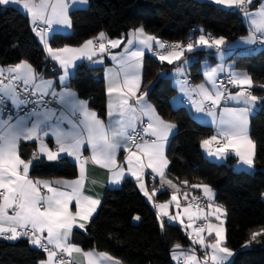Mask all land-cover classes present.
I'll return each instance as SVG.
<instances>
[{
    "label": "snow or ice",
    "instance_id": "snow-or-ice-1",
    "mask_svg": "<svg viewBox=\"0 0 264 264\" xmlns=\"http://www.w3.org/2000/svg\"><path fill=\"white\" fill-rule=\"evenodd\" d=\"M217 5L227 6L239 10L243 17L252 25L245 43L251 45L264 43V0H261L257 11L252 12L249 6L253 0H214ZM86 0H0V5H20L31 17L33 25L43 24L37 34L44 41L48 56L58 62L63 75L59 77L60 90L57 91L52 80L45 79L27 60L14 65L0 66V237L17 240L27 237L30 243L47 253V259L39 264H69L58 253H80L86 258L87 264H121L119 260L106 252L84 251L70 241L74 227L85 229L90 222L97 206L98 199L84 194L86 179L85 165L93 164L108 169L110 182L119 184L125 174L133 177L143 195L150 201L155 196L156 189L149 192L145 182V170L150 169L153 180L160 178L161 185L165 183L176 189L171 199L163 203H154L159 217H167L169 221L179 220L184 223L179 211L181 204L177 193L179 189L171 180H166L165 170L170 161L165 154V145L169 135L176 125L164 120L148 102L147 88L142 90V58L144 50H153L154 45L160 51L155 52L160 61L173 64L180 61L185 51L192 52L194 44L181 43L166 44L154 35H149L144 28L137 27L129 32L124 52L112 55L116 67L108 69L107 94L109 123L106 125L97 113L89 108L88 100L79 98L78 94L68 85L70 68L75 61L86 58L93 63H102V59L93 60L98 54L119 48L125 43L123 39H110L104 32L97 37L86 40L79 47L53 48L45 34L53 26L71 27L69 10L73 5L84 4ZM195 41L196 45L213 48L223 57L222 46L226 45L224 37H211L203 33ZM256 33H260L258 38ZM106 41V42H105ZM134 42L139 47H135ZM188 61L175 68L178 76H184ZM224 71V66L209 68L205 72L208 84L191 85L189 81L181 79L179 91L187 96L196 113H207L217 124V135L201 141L205 154L217 160H224L229 154L238 158V166L251 169L256 157V142L248 133L249 114L255 109L258 101L264 99L253 95L251 87L253 81L246 73L231 72L229 83L237 86L240 91L235 94L221 87L216 74ZM264 87V86H261ZM199 99H193V95ZM222 100H234L243 107H225L217 115L213 109L220 106ZM177 103L174 101V104ZM147 117V120H144ZM139 125V126H138ZM54 138V149L46 143V138ZM22 141L37 142V151L31 159H24L20 153ZM85 145L91 151L90 156H83ZM126 155L124 163L117 160L120 151ZM64 153L74 157L79 162V178L74 181L57 180L40 181L29 177V169L34 159L46 158L55 161ZM188 184V181H183ZM55 185V186H53ZM192 188H202L203 195L209 201L207 207L211 209V216H215L220 223L210 222L209 215L204 209L198 208L197 218L203 219L205 224L194 229V244L205 248L203 264H228L234 255L226 245L223 220L218 213L224 214L222 206L214 205V193L207 184H192ZM42 189H46L43 192ZM185 201L188 193L184 194ZM194 200L198 197H193ZM74 202L75 211L72 210ZM175 203L176 214H170L169 207ZM192 205L183 208V214L191 221L196 213L191 211ZM136 220L139 217H135ZM164 221H160L163 227ZM188 227H191L189 224ZM212 237L206 243L203 233ZM214 234V236H213ZM264 236V228L251 233L247 243ZM175 248H180L179 244ZM211 250V253L207 251ZM183 264H201L195 255V250L181 253ZM173 259H179L175 251Z\"/></svg>",
    "mask_w": 264,
    "mask_h": 264
},
{
    "label": "trees",
    "instance_id": "trees-1",
    "mask_svg": "<svg viewBox=\"0 0 264 264\" xmlns=\"http://www.w3.org/2000/svg\"><path fill=\"white\" fill-rule=\"evenodd\" d=\"M258 2L254 0L253 6ZM70 17L71 32H54L49 39L52 47L79 45L100 32L116 38L141 26L160 40H177L182 45L196 35L197 28L211 36L224 37L227 43L249 31L239 10L205 0H90L88 7L71 10ZM209 52L202 49L188 53V56H198L189 65L194 81L202 78L200 60ZM23 60L30 62L39 73L57 74L51 70L52 63L29 16L17 6L0 5V62L13 65ZM232 60L250 75L255 95L264 98V87H261L264 86V46L253 53L237 52ZM180 63L169 64L151 54L144 59L142 86L147 88V98L163 118L177 127L167 147L168 174L182 190H193L192 184H207L216 191L215 201L226 212V245L234 251L228 264H264V236L247 243L252 232L264 228V99L250 118V134L257 145L254 169H235L234 157L225 162L210 160L203 154L201 141L212 135V128L194 118L185 106L171 104L176 87L163 73L170 74ZM68 85L88 100L100 117H106L103 66H93L90 61L78 63ZM35 150L32 142L20 144L21 156L26 160ZM77 175L78 165L66 157L57 161L39 160L31 172L35 178L73 179ZM185 180L188 184L183 183ZM198 194L195 191L188 200ZM170 195L167 190L159 191L156 200L165 201ZM136 216L140 218L138 222L134 220ZM160 221L135 181L126 177L120 187L105 191L91 221L85 229H75L71 240L83 250L106 252L123 264H174L172 248L176 244L188 245L190 241L181 226L164 222L161 227ZM44 258L45 253L27 237L0 238V264H39Z\"/></svg>",
    "mask_w": 264,
    "mask_h": 264
},
{
    "label": "crops",
    "instance_id": "crops-1",
    "mask_svg": "<svg viewBox=\"0 0 264 264\" xmlns=\"http://www.w3.org/2000/svg\"><path fill=\"white\" fill-rule=\"evenodd\" d=\"M205 1H209V2H212L214 3L215 5H217L214 0H205ZM260 2L261 0H259V2L253 6V3H254V0L252 2V4L249 6V10L252 11V12H255L258 10L259 8V5H260ZM90 4V0H86V3L84 4H76V5H73L70 10H69V16H70V12L71 10L73 9H76V8H86L88 7ZM10 5H14V6H17L18 8H20L25 14H27L31 20V17L30 15L20 6V5H17V4H10ZM217 6H220V7H224V8H229L227 6H222V5H217ZM232 9H235V8H232ZM243 16V15H242ZM71 19V17H70ZM245 19V18H244ZM245 21L247 22L248 24V27H249V31L246 35L242 36V37H239L237 38L236 40L230 42V43H227L226 42V45L222 46L223 50H224V56L221 57L215 49L213 48H206V47H203V46H198L196 45L195 41L197 40V38L199 37V35L201 34V32L199 30H203L202 28H197L195 31H196V35H192L194 37H191V39L187 42H192L194 44V48H193V51H196V50H202V49H206V50H209L210 52L208 53L207 56H205L204 58H202L200 61L201 63V73H202V78L199 80V81H194L192 78H191V75H190V72H189V65L193 62V61H196L197 60V57L196 55H191V56H188V53H191V52H187L185 51L184 53V56L181 58V63L179 65H182L183 64V61L184 60H187L188 63L187 65H184L185 67V73H184V76H178L175 72V67L170 74H164V76H169L171 78V81L173 83V85L176 87V93L175 95L171 98V104L174 106V107H178V106H185L189 111L190 113L192 114V116L194 118H196L197 120L209 125L211 128H212V135H217V124L214 122V119L212 116H209L207 115V113H196L195 111V108L193 107V105L191 104V102L189 101L188 97L187 96H184L180 91H179V83L178 81L181 80V79H187L189 81V83L191 85H199V84H205L206 87H209L211 88V85L208 84V80H207V77L205 76V72L207 71V69L209 68H216L218 65H223L224 66V71L222 72H227V73H231V72H239V73H246L248 76H250L247 71L244 69V68H240V67H236L235 66V63L234 61L232 60V57L237 53V50L241 49V48H247V47H250L251 45L245 43L244 41L246 40V38L252 34L251 30H252V25L249 23V21L247 19H245ZM31 24H32V27L36 33V35L38 36L39 40L42 42L43 46L45 47V50H46V46L44 44V41L41 40L40 36L37 34L38 30L35 28V25H33L32 21H31ZM72 30V20H71V27L70 28H66V27H62V26H53L52 30L47 32L45 34L46 36V39L48 40L49 42V39L51 37V35L54 33V32H71ZM131 31V30H130ZM129 31V32H130ZM129 32L119 36V37H116V38H110V39H123L125 41L124 44H122L119 48H115V49H112L110 48V50H108V52H105V53H102V54H98V57H93V60H97L98 58L99 59H102V63H93V61H90L86 58H81L79 60H76L75 61V65L74 67L70 68V75H69V78L70 76L72 75L73 71H74V68L75 66L80 63V62H83V61H90L91 64L93 66H103L104 67V77H105V85H106V93H107V75H108V69H113L114 67H116V62L112 60V55H117V57L119 58V54L123 53L124 52V48L125 46L127 45V40L131 37H129ZM146 32V31H145ZM147 33V32H146ZM203 33L204 30H203ZM149 34V33H147ZM206 34V33H205ZM149 35H152V34H149ZM257 37H260V33H256ZM98 36V35H97ZM96 36V37H97ZM107 36V35H106ZM155 36V35H154ZM108 37V36H107ZM214 37V36H212ZM109 38V37H108ZM158 38V37H157ZM218 38V37H216ZM159 39V38H158ZM160 40V39H159ZM106 42V41H105ZM84 43V42H83ZM82 43V44H83ZM184 44V46L187 45ZM82 44H79V45H63V46H59V47H64V46H69V47H79L81 46ZM264 46V43L261 42V46L262 47ZM110 47V46H109ZM135 47H139V45H136L135 42H134V46H133V49H135ZM53 48H57V47H53ZM158 48V46H155L153 47V50L152 51H149L147 49L144 50V56L142 58V69H141V76H142V81H143V72H144V59H145V56L147 54H151L153 56H155L156 58H158V55H155V51L156 49ZM47 52V51H46ZM209 55H213L212 59L211 57L209 58ZM47 57L48 59L51 61V70L52 71H56L57 74L56 75H45L43 73H38L41 74L45 79H48V80H52L56 86V89L57 91L60 90V84H59V77L61 75H63V71L60 67V65L58 64V62L52 60L49 56H48V53H47ZM159 59V58H158ZM214 60V61H212ZM180 61H175L173 64H176ZM167 62V61H165ZM30 63V62H29ZM31 64V63H30ZM14 65V64H13ZM0 66L2 67H7V66H10V65H3L1 62H0ZM33 66V65H32ZM34 67V66H33ZM35 68V67H34ZM222 72H218L216 74V76ZM69 78H68V82H69ZM67 82V83H68ZM142 87V90H143V86ZM252 87H254V84H252ZM71 88V87H70ZM72 89V88H71ZM73 91H75L74 89H72ZM76 92V91H75ZM229 92H231L232 94H235L237 92V90H230ZM77 93V92H76ZM78 94V93H77ZM253 95H255V93H252ZM79 96V95H78ZM257 96V95H256ZM79 98H81L79 96ZM83 99V98H81ZM146 99L148 100V102L155 108L156 112L158 113L155 105L146 97ZM193 99H199V97L195 96V94L193 95ZM108 101H109V96L107 94V113H106V117H100L99 114L97 113V111L95 109H93L89 104V108H91L92 110H94L98 117L100 119H102L104 121V123L107 125L109 123V117H108ZM174 101H176L177 103L174 104ZM259 104H260V101L257 102L256 104V107L255 109L249 114V124H248V133L249 135L251 136L250 134V118L251 116L258 110L259 108ZM225 107H229V108H236V107H243L242 104H238L236 101L234 100H222L221 101V104L218 108L216 109H213L214 112L217 113V115H219L221 112H222V109L225 108ZM159 114V113H158ZM160 115V114H159ZM161 116V115H160ZM162 117V116H161ZM163 118V117H162ZM164 120L166 121H169L165 118H163ZM144 120L146 121L147 120V117H144ZM171 122V121H169ZM173 123V122H172ZM139 126V125H138ZM177 131V127H175L172 131V133L169 135L168 137V140L166 142V145H165V154L167 156V147H168V143H169V140L171 138V136ZM210 136V137H211ZM209 137V138H210ZM252 138V137H251ZM24 142H32L35 144L36 146V150L37 151V142H34V141H24ZM46 143L48 144V146L50 148H53L55 147L54 145V138H46ZM202 151H203V154L209 158L210 160H213V161H216V162H225L229 157H234L235 159V163H234V168L237 169V170H247V171H252L254 169V166L251 168V169H248V168H241L238 166V158H236L233 154H229L228 157L224 160H217L213 157H209L205 154V150L202 148ZM91 155V151H90V148L88 145H85V148L83 150V156L87 157V156H90ZM126 155V153L121 150L120 153L118 154L117 156V160L119 163L123 164L124 161H123V157ZM60 157L61 158H68L69 160L75 162L77 165H78V175L73 178V179H69V178H63V177H52V178H35V177H32L31 176V173L29 174V177L33 180H40V181H51V182H54V181H57V180H64V181H74V180H77L79 178V162L75 160L74 157H70V156H67L66 154L64 153H61L60 154ZM59 158V159H61ZM168 158V156H167ZM42 159H45L47 160L46 158L44 157H41L39 160H42ZM57 159V160H59ZM55 160V161H57ZM169 160V158H168ZM48 161V160H47ZM170 161V160H169ZM170 164V163H169ZM85 168H86V179H85V182H84V194L85 195H88V196H92L94 199H98L100 201V204L102 202V199H103V196L105 194V191L108 189V188H117V187H120L123 180L126 178V177H130L131 179H133L135 181V183L137 184V187L139 189V191L142 193V191L140 190L139 186H138V183L137 181L131 177L129 174H125V178L117 185V184H113L110 182V172L108 169H105V168H102L100 167L99 165H96V164H93L91 161H89L86 165H85ZM168 168H169V165L167 167V169L165 170V178L166 180H171L173 182V184H175L177 186V188L179 189V192L177 193L178 195V199L180 201V204H181V209L179 210L182 214V218H183V221L184 223L181 224L179 220H176V221H169L167 217H159L160 220H163L164 222H167V223H172V224H178L179 226L182 227L184 233L188 236L189 238V241L190 243L188 245H180V248H175V246L172 248L171 250V258H172V261L174 264H179L180 262L183 264V260H184V257L183 255H181V253H188L190 252L191 250H195V255L198 257V259L200 260L201 264H203V259H204V254H205V251L206 249L201 247L199 244H194L193 243V239H195V233H194V229L198 228L197 227V223L198 222H201V221H204L203 219H200V218H197V216L199 215V212H198V209L192 207L191 208V211L193 213H196L197 215H194L193 219L191 221L188 220V217L187 215H184L183 214V208L184 207H187L189 206V204H187V201H185L184 199V193L187 192L189 195H188V199L190 197H192V195L194 194V192H198L200 194L203 195V189L202 188H192L193 190H188V189H185V190H182L181 186L179 183H177L169 174H168ZM150 173H151V170L150 169H146L145 170V176H144V182L149 190V192H152L153 188L156 189V192H155V196L153 197V200H149L147 197H145L152 205L154 203H163V202H167L171 199V195L174 191H176V189L172 188L171 186L167 185L166 183L162 186L161 185V182H160V178L158 176L155 177V182L153 183V185L150 184V181H149V176H150ZM151 175H155V174H151ZM203 185V184H201ZM55 186V185H53ZM211 187V186H210ZM212 189V192L214 193V200L212 201V203L214 205H218V206H222L218 203H216L215 201V197H216V191L211 187ZM163 190H167L171 193L170 197L165 200V201H158L156 200V195L158 194L159 191H163ZM43 192H46V189H42ZM143 194V193H142ZM263 198H264V194H263ZM100 204L97 206L96 208V211L98 210ZM155 211L157 212V209L154 207ZM72 210L75 211V207H74V202H73V205H72ZM222 210L224 212V214H221V213H218L217 215L220 216V219L223 220V227L225 229V215H226V212H225V209L224 207L222 206ZM169 211H170V214L172 215H175L176 214V211L177 209L175 208V203L171 204L170 207H169ZM204 212L207 213L209 215V220L210 222L212 223H215V224H218L220 223V220H217L215 216H211V209H209L207 207V209H204ZM96 213V212H95ZM95 213L93 214V216L95 215ZM93 218V217H92ZM89 222L86 223V226L88 225ZM191 225V227H188V225ZM85 226V228H86ZM75 229H79L78 227H74L73 228V231ZM73 231H72V234H73ZM72 234H71V237H70V241L72 242ZM203 235L205 236L206 238V243L207 242H210L212 240V237H209L207 235V232L205 231V233H203ZM214 236V234H213ZM34 246V245H33ZM78 246V245H77ZM227 246V245H225ZM80 247V246H79ZM228 247V246H227ZM81 248V247H80ZM229 248V247H228ZM82 249V248H81ZM230 249V248H229ZM84 251H95L97 253L101 252V251H97V250H84ZM175 251V253L177 254V256L179 257V259H173V252ZM209 252V254L211 253V250L208 249L207 250ZM233 251V250H232ZM234 253V251H233ZM234 256V255H233ZM233 256H231L228 260V263L232 260ZM69 257V256H68ZM71 259V262L72 264H87V261H86V258L83 257L82 254L80 253H73V255L71 257H69ZM47 259V253H45V258L42 260V261H45ZM118 260V259H117ZM120 261V260H119ZM121 262V261H120ZM121 264H123L121 262ZM209 264H211V262H209Z\"/></svg>",
    "mask_w": 264,
    "mask_h": 264
},
{
    "label": "built area",
    "instance_id": "built-area-1",
    "mask_svg": "<svg viewBox=\"0 0 264 264\" xmlns=\"http://www.w3.org/2000/svg\"><path fill=\"white\" fill-rule=\"evenodd\" d=\"M239 12H240V11H239ZM41 27H44V25H43V24H39V23L35 25V28H36L37 30H39V28H41ZM211 37H212V36H211ZM258 38H259V37H258ZM161 41L165 42L166 44H173V43H177V42H179V41H177V40L170 41V40H168V39H162ZM179 43H180V42H179ZM260 46H261V42H257V43H255V44L251 45L250 47H247V48H241V49L237 50V52H239V53H253V52H255ZM109 50H110V47H109ZM158 51H160V50L157 48L155 52H158ZM216 79H217V82H218V83L223 82L222 85H221V87L225 88L226 91H228V92H229L230 90H237V91H240V89H239L237 86H234V85H232V84H230V83L228 82L229 79H230V73L222 72V73H220V74H218V75L216 76ZM250 90H251L252 93H254V89H253V87H251ZM152 177H153V175H150V176H149V181H150V184H151V185H153V183L155 182V179L153 180ZM194 197H198V199L194 200L193 198H191L190 200H188L187 203H188V204H191L192 207L197 208V209H198V208H202V209H206V208H207V204H208L207 197H205V196L202 195V194H198V195H196V196H194ZM202 224H205V221L198 222V223H197V227H199V226L202 225ZM0 238H2V237H0ZM36 248H37L40 252L46 253V252H44L43 249L38 248V247H36ZM60 255H63V257L69 262V264H72L71 259L67 256V254H60V253H58V258H59ZM179 264H182V263L180 262Z\"/></svg>",
    "mask_w": 264,
    "mask_h": 264
},
{
    "label": "water",
    "instance_id": "water-1",
    "mask_svg": "<svg viewBox=\"0 0 264 264\" xmlns=\"http://www.w3.org/2000/svg\"><path fill=\"white\" fill-rule=\"evenodd\" d=\"M31 158H32V156H31ZM31 158H30V159H31ZM37 162H39V159H34V160H33V163H32V165H31V167H30V169H29V174L32 172L33 166H34Z\"/></svg>",
    "mask_w": 264,
    "mask_h": 264
},
{
    "label": "rangeland",
    "instance_id": "rangeland-1",
    "mask_svg": "<svg viewBox=\"0 0 264 264\" xmlns=\"http://www.w3.org/2000/svg\"><path fill=\"white\" fill-rule=\"evenodd\" d=\"M137 217V216H136ZM139 217V216H138ZM140 219V218H139ZM139 219L138 220H136V219H134L135 220V222H138L139 221Z\"/></svg>",
    "mask_w": 264,
    "mask_h": 264
}]
</instances>
